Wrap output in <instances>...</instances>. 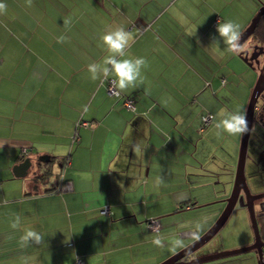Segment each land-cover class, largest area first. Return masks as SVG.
I'll return each instance as SVG.
<instances>
[{
	"label": "crops",
	"instance_id": "1",
	"mask_svg": "<svg viewBox=\"0 0 264 264\" xmlns=\"http://www.w3.org/2000/svg\"><path fill=\"white\" fill-rule=\"evenodd\" d=\"M2 2L0 264L26 257L29 264H76V257L83 264H157L173 253L152 243L151 217L161 237L178 235L187 245L196 221L204 223L202 234L223 208V187L215 185L240 143L239 135L217 136L215 124L221 110L246 109L250 74L258 70L222 41L211 44L219 40L218 21L233 20L243 31L258 0ZM115 26L132 33L128 57L147 61L143 83L119 97L87 71L102 62L99 37ZM61 35L67 39L58 43ZM128 97L133 107L124 104ZM134 144L141 151L134 153ZM24 158L27 168L19 167ZM60 181L71 188L56 191ZM16 215L45 243L21 248L22 230L10 227ZM248 221L238 244L218 241L195 254L251 244ZM225 261L256 264L253 252Z\"/></svg>",
	"mask_w": 264,
	"mask_h": 264
},
{
	"label": "clouds",
	"instance_id": "2",
	"mask_svg": "<svg viewBox=\"0 0 264 264\" xmlns=\"http://www.w3.org/2000/svg\"><path fill=\"white\" fill-rule=\"evenodd\" d=\"M26 6H32V0H26ZM7 11V5L0 0V15H4ZM65 25L68 20L63 22ZM216 32L219 40L213 37L211 45L219 48L220 42L226 46L227 50L234 54L241 53L244 49L241 44L242 31L241 25L233 20H227L223 23L217 22ZM196 33V31H195ZM192 34L191 36L195 35ZM67 38L63 35L57 38L58 43L65 42ZM99 40L106 52L102 62H92L87 65V71L93 81H99L102 86L105 81L110 84V92L112 95L119 97L121 93L136 89L139 84L143 83L142 70L147 66L144 57H128L127 50L130 48L133 37L130 30H126L123 26L109 27L104 31ZM128 57V58H125ZM112 78L109 80V78ZM86 110V109H85ZM220 119L215 124L216 135L227 134L231 136L243 135L248 132V119L246 110L225 111L221 110ZM134 153L141 151L139 144L132 147ZM156 183L162 184V178H158ZM22 219L16 215L11 222L10 227L14 230H22L19 238L21 248H26L30 244L41 245L45 243V236L33 228L22 229ZM204 223L196 221L193 223L190 237L193 241L200 239L203 231ZM151 230L156 233L152 243L158 248L167 247L168 250L176 254L178 250L186 249L187 245L183 238L178 235H172L164 238L159 235L158 226L153 225ZM95 259L91 257L90 260ZM30 258H24V264H29Z\"/></svg>",
	"mask_w": 264,
	"mask_h": 264
},
{
	"label": "water",
	"instance_id": "3",
	"mask_svg": "<svg viewBox=\"0 0 264 264\" xmlns=\"http://www.w3.org/2000/svg\"><path fill=\"white\" fill-rule=\"evenodd\" d=\"M262 15H264V2L260 4L255 15L251 18L250 23L242 31L241 44L254 32L256 24ZM245 53L246 52L243 50L241 53H239V57L245 62V64L251 67L252 63L250 60L252 59V55L249 56L248 59ZM262 90H264V64H262L258 70L257 78L247 101L245 110L248 119V132L240 136L239 151L234 172L233 184L228 197L225 199V205L220 214L217 216L215 221L200 235L199 240L190 242L187 244L186 249L178 250L176 254L168 256L157 264H205L221 258L233 257L244 252H253L256 259V264H264V240H261L260 238L255 208L253 205V200L264 197V192L252 193L248 187L244 173L247 140L253 124L255 104ZM29 164L30 159L24 158V160L19 163V167L27 168ZM240 192L242 194H240ZM243 199H245V201ZM236 202L238 206L247 209L250 227L253 233L252 243L237 248L215 250L201 253L199 255L197 254L189 260L184 259L190 254H194L216 234V232L223 226L224 222L229 217ZM259 207L260 210L264 211V205H262V203L259 204Z\"/></svg>",
	"mask_w": 264,
	"mask_h": 264
},
{
	"label": "rangeland",
	"instance_id": "4",
	"mask_svg": "<svg viewBox=\"0 0 264 264\" xmlns=\"http://www.w3.org/2000/svg\"><path fill=\"white\" fill-rule=\"evenodd\" d=\"M258 2H259V4H261L262 0H258ZM251 40H252L251 38L247 39L246 42H250ZM246 42H245V44H246ZM257 75H258V70L257 71L252 70L250 76L252 77V79H254V81L256 80ZM259 130H260L259 127L255 123H253L252 128H251L250 133H249V136H248V140H247L246 159H245L246 167L244 166V173L246 176V182L248 184L250 191H254V192H264V149L260 150V148H264V147H261V145L264 144V132L259 131ZM240 136L241 135H239V141H240ZM238 151H239V143H238V149H237L236 157L233 155L234 158L230 159L233 163V166H231L230 169H229V167L226 169V167L223 166V182H221V180H219L220 182L219 183L217 182L215 185V186L223 187V199H224L222 201L223 207L225 205V199L228 197L230 190H231V187H232V184H233L234 172H235V167H236V162H237V157H238ZM251 158L255 159L256 162H258L256 164V166L252 165L249 162V159H251ZM251 170H254L258 174L254 177L247 176L248 174H250ZM252 179H254V180H252ZM214 182H216V181H214ZM224 186H225V188H224ZM219 200H222V199L220 198ZM215 204H216L215 202H211V205H215ZM206 206H208L207 207L208 209H206L204 207V209H202V211L207 212L206 210L211 209L210 204H208ZM244 220H247V221L249 220L247 209L237 205L236 207L233 208L229 217L224 222L223 226L205 244V247L207 248V246H210V245L213 246V244L218 243V241H219V244H221L223 246L229 245L231 243L233 245L238 244L240 242L239 238L242 237V233L244 232V230L241 226V224H243ZM247 228H249V230H251V232H252V229L250 227V222L248 223V226L246 225V230H247ZM237 247H241V246H236V247H232V248H237ZM247 254H249V252L240 253V254L234 256V258H240L241 256H245ZM165 258H163V259H165ZM230 258H232V257H230ZM216 262L217 263H215V264H231V262H233V261H225V262L216 261Z\"/></svg>",
	"mask_w": 264,
	"mask_h": 264
},
{
	"label": "flooded vegetation",
	"instance_id": "5",
	"mask_svg": "<svg viewBox=\"0 0 264 264\" xmlns=\"http://www.w3.org/2000/svg\"><path fill=\"white\" fill-rule=\"evenodd\" d=\"M254 31H255V29H254ZM250 38L252 40L250 42H246V40L250 39ZM247 39L242 44L244 52H246L245 54L247 55L248 59H249V56L252 55V59L250 60V62L252 64H254L256 66V68H258V70H259L261 65L264 64V30H261L259 32L258 31L253 32L251 34V36ZM245 42H246V44H245ZM253 123H255L259 127V129H260L259 131L264 132V90L261 91V93L259 94V96L257 98V102L255 104ZM261 147H264V144H262ZM262 149H264V148H260V150H262ZM251 192L256 193L254 191H251ZM240 194H242V193L240 192ZM243 200L245 201V199H243ZM260 203H262V205H264V197L253 200L255 213L260 212V207H259ZM236 206H237V202H236L234 207H236ZM194 255H197V254L192 253L189 256L185 257L184 259L189 260ZM222 259L223 258H221L220 260H222ZM218 260H214L212 262L205 263V264H215V263H217L216 261H218Z\"/></svg>",
	"mask_w": 264,
	"mask_h": 264
},
{
	"label": "built area",
	"instance_id": "6",
	"mask_svg": "<svg viewBox=\"0 0 264 264\" xmlns=\"http://www.w3.org/2000/svg\"><path fill=\"white\" fill-rule=\"evenodd\" d=\"M218 19H219V17L216 16L215 19H214V23L217 22ZM109 80H111V78H110ZM106 90H107V93H108L109 95H112L111 92H110V84H109L108 81H107V84H106ZM124 104H125L126 106L133 107V105H132V100H131L129 97H128V98H125V100H124ZM209 119H210V115H209V114H208V115H203V116H202V122H203L204 124H205L206 122H208ZM81 123H82V124H86L85 121H81ZM73 138H77V135L74 134ZM61 180H62V179H61ZM70 188H71V183H70V182H62V181H60L59 184L56 186L55 190H56V191H59V190H62V189H70ZM186 207H189V206H186ZM100 211H101V213H105V214H107V213L109 212V209H108V207L105 206V207L101 208ZM147 223H148V225H149L150 228H151L153 225L158 226V229H159V227H160V222H159V219H158L157 217H151V218H149L148 221H147ZM75 263H76V264H83V260H82L81 258H79V257H76V258H75Z\"/></svg>",
	"mask_w": 264,
	"mask_h": 264
},
{
	"label": "trees",
	"instance_id": "7",
	"mask_svg": "<svg viewBox=\"0 0 264 264\" xmlns=\"http://www.w3.org/2000/svg\"><path fill=\"white\" fill-rule=\"evenodd\" d=\"M261 30H264V15H262L260 17V19H259V21H258V23L256 24V27H255V31L256 32L257 31L259 32ZM256 219H257V223H258L260 238H261V240H264V211L260 210L259 213H256ZM218 261H223V259L222 260L219 259Z\"/></svg>",
	"mask_w": 264,
	"mask_h": 264
}]
</instances>
